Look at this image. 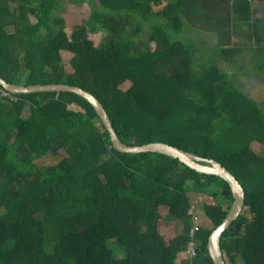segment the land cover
Returning a JSON list of instances; mask_svg holds the SVG:
<instances>
[{
  "label": "trees",
  "instance_id": "obj_1",
  "mask_svg": "<svg viewBox=\"0 0 264 264\" xmlns=\"http://www.w3.org/2000/svg\"><path fill=\"white\" fill-rule=\"evenodd\" d=\"M71 1L0 0V75L78 85L124 143L219 161L245 191L221 235L226 263L264 264V91L248 94L223 69L248 47L264 71V0H86L69 32L58 10ZM4 91L0 264H214L209 235L233 202L225 179L117 150L76 93ZM197 204L207 224L191 235Z\"/></svg>",
  "mask_w": 264,
  "mask_h": 264
},
{
  "label": "water",
  "instance_id": "obj_2",
  "mask_svg": "<svg viewBox=\"0 0 264 264\" xmlns=\"http://www.w3.org/2000/svg\"><path fill=\"white\" fill-rule=\"evenodd\" d=\"M0 86L10 93H31L41 91H63L72 92L82 96L95 108L96 112L101 118L105 128L109 131L113 146L121 151L128 153L139 152H161L172 157L178 158L191 168L207 174H216L225 179L233 193L232 205L223 219V221L211 232L208 239V251L214 264H226L225 256L221 250V235L223 231L229 227L233 221L238 217L245 204V191L239 180L223 166L219 161L206 158L195 153L185 151L176 146L164 142H149L142 145H132L121 141L118 137L112 121L100 100L90 91L85 90L78 85H70L66 83H50V84H15L8 82L0 75Z\"/></svg>",
  "mask_w": 264,
  "mask_h": 264
},
{
  "label": "rangeland",
  "instance_id": "obj_3",
  "mask_svg": "<svg viewBox=\"0 0 264 264\" xmlns=\"http://www.w3.org/2000/svg\"><path fill=\"white\" fill-rule=\"evenodd\" d=\"M87 2L86 0H72L71 2H65L64 8H60L58 11L61 13L63 18H65V26L68 27L69 32L74 29L79 23L80 19L87 13ZM132 27H134L133 22L131 23ZM129 25L128 27V34L130 33L131 29H133ZM256 29V27H255ZM100 37V32L94 35V38ZM210 38L205 37V40ZM211 40V39H210ZM64 59H68L70 54L63 53ZM252 55L251 61H249ZM240 62L235 65H226L223 64L224 71L227 70L228 76H233V79L237 81V86H239L242 90L246 91L250 95H254L256 98H260L258 94L264 91V71L262 68H258L257 59L254 54H251L250 48H243L242 51L239 53ZM67 63V62H66ZM128 84H124V87H127ZM259 91V92H258ZM264 106V104H263ZM254 150L259 154H262V147L260 144L255 143ZM201 204V203H200ZM197 204L193 208L194 212V225L200 226V224H207V221L201 214V206Z\"/></svg>",
  "mask_w": 264,
  "mask_h": 264
},
{
  "label": "built area",
  "instance_id": "obj_4",
  "mask_svg": "<svg viewBox=\"0 0 264 264\" xmlns=\"http://www.w3.org/2000/svg\"><path fill=\"white\" fill-rule=\"evenodd\" d=\"M9 93L5 90L3 92V95H8ZM198 229V226L197 225H194L192 228H191V231H190V234L193 235V233ZM188 253L190 254H193L195 252V246L192 244V241H190L188 243ZM228 264V263H227Z\"/></svg>",
  "mask_w": 264,
  "mask_h": 264
},
{
  "label": "clouds",
  "instance_id": "obj_5",
  "mask_svg": "<svg viewBox=\"0 0 264 264\" xmlns=\"http://www.w3.org/2000/svg\"><path fill=\"white\" fill-rule=\"evenodd\" d=\"M225 256V255H224ZM227 264V263H226Z\"/></svg>",
  "mask_w": 264,
  "mask_h": 264
}]
</instances>
